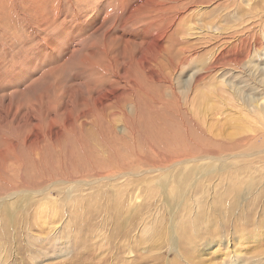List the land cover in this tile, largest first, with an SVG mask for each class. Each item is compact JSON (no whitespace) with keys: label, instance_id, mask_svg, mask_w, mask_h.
<instances>
[{"label":"rangeland","instance_id":"rangeland-1","mask_svg":"<svg viewBox=\"0 0 264 264\" xmlns=\"http://www.w3.org/2000/svg\"><path fill=\"white\" fill-rule=\"evenodd\" d=\"M161 1L133 8L138 0H0V264H264V127L259 129L264 111L253 104L264 107V76L253 69L264 65V54L252 52L211 70V36L202 42L198 37L214 25L216 6L223 4ZM232 1L229 17L215 22L234 30L237 52L244 49L248 29L255 30L264 16V0ZM128 6L134 12L122 28ZM176 6L183 12L165 42V55L151 62L160 79L132 63L129 77L138 83L127 89V78L117 76L120 62L107 59L127 44L117 32L132 25L141 30L154 20L166 19V26ZM176 35L195 44L207 72L201 61L188 64ZM91 48L99 50L92 59L86 57ZM137 51L128 41L126 60ZM179 67L180 81L199 71L198 86L216 82L223 88L230 81L238 96L214 92V105H224L222 115L215 114L217 108L205 114L193 107L178 111L163 79L171 80ZM87 84L108 85L116 96L98 108L86 88L87 98L78 101L73 90ZM191 90L185 94H197ZM193 229L200 233L194 240Z\"/></svg>","mask_w":264,"mask_h":264},{"label":"bare ground","instance_id":"bare-ground-1","mask_svg":"<svg viewBox=\"0 0 264 264\" xmlns=\"http://www.w3.org/2000/svg\"><path fill=\"white\" fill-rule=\"evenodd\" d=\"M75 1H77V0H75ZM147 1H149V0H138V2H136V3H134L135 5H133V8H135L136 6H140V5H142V4H144L145 2H147ZM161 1V0H160ZM168 1V0H167ZM187 1V0H186ZM191 1H194V0H191ZM190 1V2H191ZM169 2V1H168ZM167 2V3H168ZM218 2H220L221 4H223V5H217L216 7H218V9H220V11H219V13H217L215 16L217 17V16H219L217 19H214V17H213V23H214V25L213 26H210V30H208L207 32H209L210 31V33H208L207 34V32H205V33H203V34H201V35H199V37H198V42L199 41H201L202 39H204V37H206L205 35H207V36H211V37H207L208 38V40H207V42H209L210 41V43L211 44H208V45H210V46H212L213 47V52H212V56H213V59L209 62V66L210 67H212V69L211 70H216L217 68H219L220 66H221V64L224 62V63H227V62H233V60H238L239 58H242V57H244V56H250L251 55V53L252 52H255V54L257 53V54H259V53H261V52H263V54H264V16L263 17H261L260 19H258L259 21L258 22H255V24L256 25H254V27L256 28L255 30H253L254 28H249L248 29V35H246V36H244V42H245V44H244V49H239L237 52H235V44H234V38H232V37H234L235 35H233V33H234V30L233 31H225V28L222 26V24H218V26L216 25L217 23L215 22V21H219V20H221V17H225V18H228L229 17V13H230V11H231V9H230V7L233 5V1L232 0H219ZM186 3V2H185ZM188 3V2H187ZM193 3V2H192ZM195 3V2H194ZM179 4H180V2H179ZM191 4V3H190ZM217 4V3H216ZM219 4V3H218ZM159 5L162 7V5H166V3H165V1H161L160 3H159ZM122 6H124L122 3H121V7ZM168 6V5H167ZM172 6V5H171ZM183 6V5H182ZM223 6H224V9H226L227 11L226 12H224V13H222V11H221V7L223 8ZM133 8H129V6H128V12H127V15H126V17L121 21H119L120 22V25H121V27L122 26H128V25H126V24H128L127 23V21H130V17L133 15L132 13L134 12L133 11ZM139 8V7H138ZM176 8H177V6H176ZM154 9V8H153ZM217 9V10H218ZM224 9H222V10H224ZM229 9V10H228ZM57 10V9H56ZM58 10H59V8H58ZM118 10V9H117ZM124 10V9H123ZM183 10V9H182ZM180 11L179 10V8H177L176 9V11H175V14H174V17L172 18V19H170L167 23H166V26L164 25V23L163 22H165V20L164 21H162V20H160L158 23H156L155 21L156 20H154V21H152L150 24H149V26H146V24H144L145 26H143V27H141V30H136V27L134 26V27H132V26H130V28H128L126 31H122V30H120L119 32H117L118 33V35H120V38H122L123 39V42H126L127 44H125V45H122V46H118L117 47V44H116V52H114V53H107L108 54V56H109V58L107 57V59H109V60H111L112 61V63H113V61L116 63V61H115V59H117V62H120V64H119V68H117L118 70L117 71H119L118 73H117V76L118 77H122L123 78V80L124 79H126L127 78V80H124L123 82H125V81H127V82H130V85H128L127 86V89H132L133 88V86L134 85H136L137 83H138V80H136V79H134L135 77H133V78H130L129 76V73H130V67H131V65H132V63H138V64H136V65H139V66H143L144 67V69H146L145 71H146V73L149 75V76H152L151 78H154L155 80L157 79V80H159L160 79V72H159V70H157L156 68H158V67H154L153 65H152V61H154V59L156 60L159 56H163V53H164V50H165V42H166V40H168L167 38H169V34L170 33H172L173 32V28H174V26H175V24H176V22H177V20H179L178 18L180 17V15H181V13L183 12V11ZM120 11V10H119ZM131 11V12H130ZM139 11V10H138ZM200 11V10H199ZM121 12V11H120ZM126 12V11H125ZM235 12V11H234ZM131 13V14H130ZM191 13V12H190ZM222 13V14H221ZM38 14V13H37ZM125 14V13H124ZM203 14V13H202ZM227 14V16H225ZM191 15V14H190ZM231 15V14H230ZM187 16V15H186ZM199 16V15H198ZM203 16V15H202ZM57 17H59V16H57ZM107 17V16H106ZM106 17H102V19H101V21H102V23H105L106 21H107V19L108 18H106ZM148 17V16H147ZM169 17V16H168ZM215 17V18H216ZM12 18V17H11ZM187 19L189 18V17H186ZM202 18V17H201ZM209 18V17H208ZM231 18V17H230ZM129 19V20H128ZM144 19V18H143ZM186 19V20H187ZM97 20H98V18H97ZM96 20V21H97ZM140 20V19H139ZM168 20V19H167ZM255 20V19H254ZM261 21H263V22H261ZM99 22V21H98ZM228 22V21H227ZM96 23V22H95ZM101 23V24H102ZM108 23V22H107ZM100 24V25H101ZM228 24H230V23H228ZM262 24V25H261ZM98 25V24H97ZM141 25V24H140ZM143 25V24H142ZM183 26V25H182ZM203 26V25H202ZM230 26V25H229ZM177 27V26H176ZM204 27V26H203ZM253 27V26H252ZM101 28V27H100ZM123 28V27H122ZM120 29V28H119ZM179 29V28H178ZM198 29V28H197ZM229 29V28H228ZM100 30V29H99ZM109 30V31H108ZM106 32L108 33V32H110V28L108 29ZM181 30V29H180ZM192 30H193V27L192 28H189V30H187L188 31V33L190 32V34H191V32H192ZM93 31V30H92ZM102 31V30H101ZM187 33V32H186ZM193 33V32H192ZM106 34V33H105ZM110 34V33H109ZM115 34V33H114ZM189 34V35H190ZM195 34V33H194ZM112 35V34H111ZM182 35V34H181ZM181 35H180V37L179 36H177L176 35V39H177V41H178V43L179 44H181L182 45V47H181V49H179L180 51H182L183 53H184V59L185 60H188V64L191 62V61H198L199 63H200V61H201V63L200 64H203L204 62H203V59L201 58H198L199 56H201V55H199L198 56V53H196L197 51H196V48H195V44H189V42H190V40L187 38V37H181ZM186 35H188V34H186ZM185 35V36H186ZM193 35V34H192ZM110 36V35H109ZM112 37V36H111ZM117 37V36H116ZM192 37V36H191ZM227 38V39H223V38ZM106 38V37H105ZM114 40H115V38L114 37H112ZM104 39V38H103ZM111 39V38H110ZM109 40V39H108ZM235 40H236V38H235ZM102 41V40H101ZM110 41V43H112L111 41L112 40H109ZM128 41H132V42H134L135 44H137V48H138V51H137V53H136V55L134 56V57H131V58H129L128 60H126V58H125V55H124V53H125V49H126V46L128 45ZM122 41L120 42V43H123ZM168 42H169V40H168ZM202 42V41H201ZM173 43H175V41L173 42ZM195 43V42H194ZM260 45L262 46V47H260ZM102 46V45H101ZM112 46V45H111ZM115 46V45H114ZM99 47V46H98ZM171 47V46H170ZM180 47V46H179ZM101 49H102V47H100ZM109 48H110V46H109ZM133 48H134V46H133ZM112 48H110L109 49V51L111 50ZM114 49H112L113 51H115ZM210 49V48H209ZM137 50V49H136ZM97 51H99L98 49H96V48H91L90 50H89V52H88V55L86 56V57H89L90 59H92V56H96V52ZM108 51V50H107ZM67 52V51H66ZM121 52L123 53V55L121 54ZM79 53H82V52H79ZM105 53V52H104ZM204 53V52H203ZM245 54V55H244ZM100 55V54H99ZM105 55V54H104ZM164 55H165V53H164ZM253 55V54H252ZM82 56H83V54H82ZM102 55H100V56H98V57H101ZM64 57V56H63ZM84 57V56H83ZM104 57V56H103ZM168 57H169V55H168ZM251 57V56H250ZM96 58V57H95ZM180 58V57H179ZM206 59L208 58V57H205ZM88 59V58H87ZM104 59H105V57H104ZM106 59V60H107ZM121 59H122V61H121ZM164 59V58H163ZM209 59V58H208ZM74 60H76V59H74ZM79 60V59H78ZM93 60H94V58H93ZM168 60H170V59H168ZM174 60V59H173ZM250 60H251V58H250ZM77 61V60H76ZM80 61V60H79ZM98 61L99 62H101L100 61V59H98ZM159 61V60H158ZM176 61V60H175ZM252 61V60H251ZM85 62V61H84ZM98 62V63H99ZM110 62V61H109ZM167 62V61H166ZM174 62V61H173ZM222 62V63H221ZM88 63V62H87ZM90 63V62H89ZM95 63V62H94ZM94 63H93V65H94ZM155 63V62H154ZM167 63H169V62H167ZM177 63V62H176ZM186 63V62H185ZM218 63H221V64H219L218 65ZM248 63H251L249 60H248V62H247V64ZM96 64H97V62H96ZM117 64V63H116ZM253 64V63H252ZM88 65V64H87ZM90 65V64H89ZM92 65V64H91ZM101 65V64H100ZM103 65V64H102ZM118 65V64H117ZM171 65V64H170ZM186 65V64H185ZM204 65V64H203ZM231 65V64H230ZM256 66H254L253 67V69H255V71H256V69H257V67H259V71L262 73V75L264 76V65H261L260 66V64L258 65V64H255ZM258 65V66H257ZM84 66V65H83ZM104 66V65H103ZM102 66V67H103ZM157 66V65H156ZM177 66V65H176ZM205 66V65H204ZM209 66H205L204 67V71L205 72H207L208 71V67ZM224 66V65H223ZM228 66V65H227ZM82 67V66H81ZM95 67V66H94ZM160 67V66H159ZM174 67V66H173ZM228 67H230V66H228ZM137 68V67H136ZM139 68V67H138ZM141 68V67H140ZM95 68H93V70H94ZM103 69V68H102ZM162 69V68H161ZM170 69V68H169ZM202 69V68H201ZM200 69V70H201ZM91 70V69H90ZM89 70V71H90ZM104 70V69H103ZM108 70V69H107ZM175 70V71H174ZM174 70H172L171 71V73H170V75H171V80L170 79H168V78H165V79H163V81H166L167 83H169V87H170V89H171V92L173 93V95H175L174 97L177 99V101H178V104H177V110L178 111H185V112H188V111H192V107H193V109H197V110H200L203 114H205L207 111H211V110H215V108H217L216 109V112H215V114L217 113H220L221 115H222V113L224 112L223 111V109H222V107L224 106H222V105H219L220 107H216V105H214V103H215V100H214V96H213V94H215L214 92L216 91V90H224L225 92H226V94H227V96L229 97V95L230 94H232L231 95V97L232 96H238V92L236 91V87L230 82V81H227V83L225 82V81H223L222 82V85H223V88H221V87H218L217 85H215V83L214 82H212V83H209L208 85H203V86H198V84L197 83H195L194 81L196 80V78H197V73L199 72V71H196V73L195 74H192V75H190L189 76V78H185L183 81H180V80H178L177 79V77L179 78L180 77V75H181V73H183V71H182V68L181 67H179V68H177V69H174ZM199 70V69H198ZM203 70V69H202ZM97 71H98V69H97ZM170 71V70H169ZM221 71V70H220ZM258 71V72H259ZM90 72H92V71H90ZM89 72V73H90ZM139 72V71H138ZM165 72H167V70L166 71H164V73ZM247 72V71H246ZM136 73V72H135ZM140 73V72H139ZM200 73V72H199ZM98 74V73H97ZM97 74L96 75H93V77L95 78L96 76H97ZM104 74H107V73H104ZM111 74V73H110ZM186 74V73H185ZM98 75H102L101 73H99ZM136 75V74H135ZM214 75V74H213ZM110 75H108V77H109ZM163 76H164V74H163ZM166 76V75H165ZM206 76V75H205ZM99 77V79H100V76H98ZM101 77H103V76H101ZM251 77H252V75H251ZM90 78H91V75H90ZM137 78V77H136ZM209 78V77H208ZM107 80L106 78H105V76L103 77V80ZM130 79V80H129ZM138 79V78H137ZM181 79V78H180ZM254 79V78H253ZM256 79V78H255ZM141 80V79H140ZM139 80V81H140ZM97 81V80H96ZM142 81V80H141ZM140 81V82H141ZM213 81V80H212ZM261 81H264V79L263 80H261ZM93 82H95L94 81V79H93ZM99 82V81H98ZM113 82V81H112ZM158 82V81H157ZM219 82V81H218ZM257 82V81H256ZM84 83H85V81H84ZM87 83V82H86ZM85 83V84H86ZM96 83V82H95ZM118 83V82H117ZM116 83V84H117ZM122 83V82H121ZM91 84V83H90ZM94 84V83H93ZM100 84V83H99ZM105 84V83H104ZM112 84V83H111ZM113 84H114V82H113ZM261 84H263L262 82H261ZM115 85V84H114ZM121 85V84H120ZM140 85V84H139ZM167 85V84H166ZM55 86V85H54ZM74 86V85H73ZM77 86V85H76ZM100 86V85H99ZM142 87V86H141ZM73 88H77V87H73ZM87 88V90H90L91 91V94H92V101L94 100V102H95V104L96 105H98V108H99V106H101L102 104H104V102L105 101H109V100H112L115 96H116V92L114 91V90H112V89H109V86L108 85H105V87H97L96 88V85L95 86H91V85H89V84H87V87H84V88H82V87H80L79 86V89L77 88V89H74L73 90V94L74 95H76L77 96V99H78V101H84V99L85 98H87L86 97V90H84V89H86ZM114 88V87H113ZM122 88V87H121ZM121 88L119 89L120 91H121ZM166 88V87H165ZM183 88V89H182ZM69 89H70V87H69ZM118 89V88H117ZM183 91H182V90ZM186 89V90H185ZM189 89V91L191 90V92L193 93V90H196L195 92H197V94H193V96H189V95H187L188 94V92L189 91H187ZM123 90V89H122ZM185 90V91H184ZM218 90V91H219ZM161 91H164V89L163 90H161ZM168 91V90H167ZM217 91V92H218ZM133 92V91H132ZM149 92V91H148ZM179 94H178V93ZM187 92V94H185ZM66 93V92H65ZM90 93V92H89ZM150 94H151V92H150ZM167 94V93H166ZM170 94V93H169ZM122 95V94H121ZM121 95H119V96H121ZM168 95V94H167ZM196 97H195V96ZM217 95V97H218V99L219 100H221V101H223L225 98H224V96H222V94H216ZM70 96H71V94H70ZM89 96V95H88ZM154 96V95H153ZM166 96V95H165ZM169 96V95H168ZM167 96V97H168ZM122 97V96H121ZM156 97V96H155ZM231 97L229 98V99H231ZM257 97V96H256ZM160 98V97H159ZM158 98V99H159ZM163 98V97H162ZM162 98L160 99V100H162ZM170 98H171V96H170ZM233 98V97H232ZM238 98V97H237ZM250 98H252V96L250 97ZM261 98V97H260ZM74 99V98H73ZM120 99V98H119ZM167 99V98H166ZM169 99V98H168ZM167 99V100H168ZM87 100V99H86ZM90 100V101H91ZM171 100V99H170ZM170 100H168V101H170ZM172 100H173V98H172ZM226 100V99H225ZM236 100H238V99H236ZM243 100H244V97H243ZM255 100H257V98L255 99V98H252L250 101H255ZM72 101V100H71ZM90 101H88V102H90ZM115 101V100H114ZM123 101V100H122ZM125 101V100H124ZM227 101V100H226ZM230 101V100H229ZM227 101L228 102V104L232 101ZM109 102H111V101H109ZM164 102H166V101H164ZM259 102V101H258ZM85 103V102H84ZM163 103V102H162ZM162 103H160V104H162ZM172 103H173V101H172ZM175 103V102H174ZM225 103V101L223 102V104ZM72 104H73V102H72ZM89 104V103H88ZM94 104V103H93ZM105 104H107V103H105ZM145 104V103H144ZM164 105H165V103H163ZM166 104H168V103H166ZM171 104V103H170ZM253 104H255V106L258 108H260V110L261 111H264V107H262V106H260V104H258L257 103V101H256V103H253ZM83 106V104H80V106ZM129 105V104H128ZM131 105H132V103H131ZM131 105H129V106H131ZM136 105V104H135ZM138 105V104H137ZM154 105V104H153ZM226 105H227V103H226ZM250 105V104H249ZM68 106V104H66V107ZM104 106V105H103ZM152 106V105H151ZM166 106V105H165ZM164 106V107H165ZM171 106V105H170ZM173 106V105H172ZM222 106V107H221ZM231 106H232V103H231ZM30 107V106H29ZM84 107V106H83ZM82 107V108H83ZM121 107H122V105H121ZM120 107V108H121ZM167 107V106H166ZM226 107V106H225ZM227 107H229V106H227ZM251 107H254V106H252L251 105ZM251 107H249V108H251ZM30 108H32V107H30ZM48 109H49V106L47 107ZM47 108L45 109V110H47ZM51 108H53V107H51ZM102 108V107H101ZM105 108H107L106 106H105ZM117 108H119V107H117ZM160 108V107H159ZM43 109V108H42ZM84 109V108H83ZM91 109V108H90ZM95 110H96V108H94ZM39 110V109H38ZM67 110V109H66ZM105 110V109H104ZM127 110V109H126ZM162 110V109H161ZM164 110V109H163ZM166 110V109H165ZM228 110V109H227ZM47 112V111H46ZM81 112V111H80ZM90 112V111H89ZM113 112H114V110H113ZM64 113H66V112H64ZM85 113V112H84ZM91 113V112H90ZM162 113V112H161ZM190 113V115H192L191 114V112H189ZM211 113V112H210ZM29 114V113H28ZM101 114H103V113H101ZM118 114V113H117ZM122 114V113H121ZM138 114V113H137ZM141 114H142V112H141ZM166 114H168V113H166ZM171 114H173V113H171ZM177 114H179V113H177ZM186 114H188V113H186ZM78 115H80V114H78ZM82 115V114H81ZM174 115V114H173ZM214 115V114H213ZM231 115V114H230ZM72 116V115H71ZM90 116V115H89ZM106 116V115H105ZM117 116V115H116ZM127 116H128V114H127ZM170 116V115H169ZM180 116V115H179ZM211 116V115H210ZM215 116V115H214ZM50 117V116H49ZM70 117V116H69ZM68 117V118H69ZM101 117V116H100ZM175 117V116H174ZM188 117V116H187ZM30 118V117H29ZM72 118V117H71ZM74 118V117H73ZM72 118V119H73ZM87 118H89V117H87ZM122 118H124V117H122ZM227 118V117H226ZM160 119V118H159ZM179 119V118H178ZM201 119V118H200ZM224 119V118H223ZM230 119V118H229ZM50 119H48V121H49ZM75 120V119H74ZM182 120V119H181ZM211 120V119H210ZM123 121V120H122ZM125 121V120H124ZM164 121V120H163ZM174 121V120H173ZM172 121V122H173ZM50 123H52L51 122V120L49 121ZM78 122V121H77ZM165 122V121H164ZM171 122V123H172ZM175 122V121H174ZM193 122V121H192ZM234 122H235V120H234ZM161 123V122H160ZM166 123V122H165ZM180 123V122H179ZM69 124H71V123H69ZM154 124V123H153ZM156 124V123H155ZM214 124V123H213ZM137 125V124H136ZM157 125V124H156ZM161 125V124H160ZM159 125V126H160ZM158 126V127H159ZM165 127H166V125H164ZM170 126V125H169ZM169 126H167V127H169ZM193 126V125H192ZM231 126V125H230ZM48 127V126H47ZM52 127V126H51ZM64 127V126H63ZM74 127V126H73ZM98 127V126H97ZM111 127H112V125H111ZM137 127V126H136ZM166 127V128H167ZM187 127V126H186ZM212 127V126H211ZM215 127V126H214ZM264 127V123H262V125L260 126V128L259 129H262ZM113 128V127H112ZM170 128V127H169ZM173 128V127H172ZM180 128V127H179ZM208 128V127H207ZM241 127H236V130H237V133L236 134H238V132L239 131H241V129H240ZM244 128V127H243ZM48 129V128H47ZM46 128H45V130L44 131H46L47 130ZM69 129V128H68ZM140 130H141V128H139ZM163 129V128H162ZM209 129V128H208ZM66 130V129H65ZM72 130V129H71ZM70 130V131H71ZM122 130V129H121ZM155 130H157V129H155ZM159 130V129H158ZM173 130V129H172ZM171 130V131H172ZM176 130V129H175ZM234 130V129H233ZM235 130V131H236ZM239 130V131H238ZM255 130H257V128L255 129ZM68 131V130H67ZM109 131V130H108ZM115 131H117V129L115 130ZM170 131V130H169ZM170 131V132H171ZM180 131V130H179ZM194 131V130H193ZM47 132H48V130H47ZM58 132V131H57ZM105 132V131H104ZM110 132V131H109ZM155 132V131H154ZM167 132V131H166ZM209 132V131H208ZM207 132V133H208ZM213 132V131H212ZM225 132V131H224ZM228 132H229V130H228ZM45 133V132H44ZM102 133V132H101ZM108 133V132H107ZM111 133V132H110ZM143 133V132H142ZM161 133V132H160ZM159 133V134H160ZM164 133V132H163ZM179 133V132H178ZM187 133V132H186ZM191 133V132H190ZM232 133V132H231ZM231 133H227L226 132V135L228 134V136H229V134H231ZM240 133V132H239ZM261 135H262V131L260 130V132H259ZM42 134V133H41ZM46 134V133H45ZM51 134V133H50ZM54 134V133H53ZM120 134V133H119ZM122 134V133H121ZM129 134V133H128ZM209 134V133H208ZM213 134V133H212ZM242 134V133H241ZM35 135H36V132H35ZM182 135V134H181ZM193 135H195L194 133H193ZM240 135V134H239ZM248 135V134H247ZM252 135V134H251ZM251 135H249V136H251ZM163 136V135H162ZM178 136V135H177ZM180 136V135H179ZM208 136V135H207ZM236 136V135H235ZM246 136V135H245ZM257 136H258V132H257ZM26 137V136H25ZM38 137H40V136H38ZM45 137H47L48 138V136L46 135ZM86 137V136H85ZM103 137V136H102ZM104 137L106 138V136H105V134H104ZM113 137V136H112ZM130 137V136H129ZM182 137H184V136H182ZM191 137V136H190ZM216 137H218V135L216 136ZM234 137V136H233ZM264 137V136H263ZM114 138V137H113ZM118 138V137H117ZM128 138V137H127ZM132 138V137H131ZM175 138V137H174ZM200 138V137H199ZM253 138H255V136L253 137ZM252 138V139H253ZM30 139V138H29ZM41 139V138H40ZM39 139V140H40ZM44 139V138H43ZM54 139H55V137H54ZM183 139V138H182ZM235 139V138H234ZM238 139H241L240 137H237L236 138V140H238ZM257 139V138H256ZM45 140V139H44ZM176 140V139H175ZM186 140V139H185ZM247 140V139H246ZM245 140V141H246ZM260 140H262V139H260ZM28 141V140H27ZM37 141V140H36ZM52 141V140H51ZM127 141V140H126ZM190 142H192L191 140H189ZM199 141V140H198ZM33 142V141H32ZM40 142V141H39ZM48 142H50L49 141V138H48ZM128 142V141H127ZM182 142H184V140L182 141ZM194 142H195V140H194ZM240 142V141H239ZM263 142V141H262ZM26 143H28V142H26ZM152 143V142H151ZM38 144V143H37ZM42 144H44V143H42ZM42 144H41V146H42ZM120 144V143H119ZM184 144V143H183ZM194 144V143H193ZM192 144V145H193ZM226 144V143H225ZM45 145V144H44ZM83 145V144H82ZM102 145V144H101ZM195 145V144H194ZM95 146V145H94ZM179 146V145H178ZM104 147V146H103ZM46 148V147H45ZM98 148V147H97ZM201 148V147H200ZM117 149H119V148H117ZM186 149V148H185ZM184 149V150H185ZM202 149V148H201ZM82 150V149H81ZM88 150V149H87ZM115 150V149H114ZM188 150V149H187ZM193 150V149H192ZM196 150H198L197 148H196ZM33 151V150H32ZM84 151V150H83ZM180 151V150H179ZM191 151V150H190ZM189 151V152H190ZM34 152V151H33ZM96 152V151H95ZM171 152V151H170ZM177 152V151H176ZM193 152V151H192ZM191 152V153H192ZM172 153V152H171ZM197 153V152H196ZM141 154V153H140ZM174 154H176V153H173V155ZM189 154V153H188ZM195 154V153H194ZM162 155V154H161ZM180 155V154H179ZM184 155V154H183ZM176 156V155H175ZM196 156V155H195ZM161 157H163V156H161ZM181 157V156H180ZM188 157V156H187ZM197 157V156H196ZM209 157V156H208ZM210 157H213V158H216L215 156H210ZM62 158V157H61ZM117 158V157H116ZM129 158V157H128ZM173 158H175V157H173ZM177 158V157H176ZM175 158V159H176ZM205 159L206 158V155H204V156H199L197 159H195V160H200V159ZM222 158V157H221ZM171 159V158H170ZM169 159V160H170ZM182 159V158H181ZM187 159V158H186ZM202 159V160H203ZM216 159H218V158H216ZM119 160V159H118ZM168 160V161H169ZM190 160V159H189ZM120 161H122L121 159H120ZM165 161V160H164ZM184 161V160H183ZM121 163V162H120ZM101 164V163H100ZM124 164V163H123ZM139 164V163H138ZM105 165V164H104ZM119 165V164H118ZM126 165V164H125ZM156 165V164H155ZM121 166V165H120ZM123 166V165H122ZM121 166V167H122ZM127 166V165H126ZM145 166V165H144ZM157 166V165H156ZM113 167V166H112ZM117 167V166H116ZM115 167V168H116ZM124 167V166H123ZM122 167V168H123ZM114 168V169H115ZM131 169V168H130ZM133 169V168H132ZM131 169V170H132ZM154 169V168H153ZM160 169V168H159ZM154 170H156V169H154ZM114 171V170H113ZM143 171V170H142ZM133 172H134V170H133ZM128 173H130V172H128ZM127 174V173H126ZM101 176H102V174H100ZM115 175V174H114ZM124 175V174H123ZM112 176V175H111ZM110 176V177H111ZM95 178V177H94ZM102 179V178H101ZM100 180V179H99ZM14 181V180H13ZM73 183V182H72ZM11 190V189H10ZM8 192V191H7ZM235 192V191H234ZM5 196H7V195H5ZM13 195H11V197H12ZM24 196V195H23ZM8 198H10V197H8ZM5 202H3V204H4ZM5 206V205H4ZM7 207V206H6ZM210 224V223H209ZM207 226H209L208 224H207ZM187 232V231H186ZM191 232H192V235H191V237H189V239H192V240H194L195 239V236H196V238L200 235V233H198V231L197 230H191ZM198 233V234H197ZM202 238V237H201ZM204 251V250H203Z\"/></svg>","mask_w":264,"mask_h":264}]
</instances>
